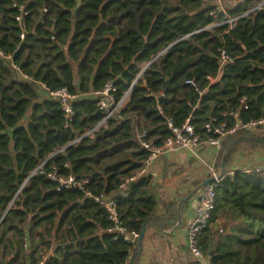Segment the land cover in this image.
<instances>
[{
  "label": "trees",
  "instance_id": "16d2710c",
  "mask_svg": "<svg viewBox=\"0 0 264 264\" xmlns=\"http://www.w3.org/2000/svg\"><path fill=\"white\" fill-rule=\"evenodd\" d=\"M262 1L222 0L223 10L208 0H0V49L10 56L0 57V260L127 264L131 254L134 264L141 244L109 231L114 222L87 193L113 196L119 223L140 233L164 219L149 172L129 180L149 155L141 140L160 145L168 118H189L202 140L215 136L204 128L214 117L227 126L234 111L243 123L264 119ZM228 16L233 25H212ZM108 82L115 99L128 97L84 135L102 119L94 92ZM42 84L75 96L67 125ZM246 137L264 148V136L242 128L217 152L223 173L198 234L213 264H264V172L229 173L235 141ZM40 163L85 182L57 189ZM20 251L27 261L15 262Z\"/></svg>",
  "mask_w": 264,
  "mask_h": 264
},
{
  "label": "crops",
  "instance_id": "0c3cea01",
  "mask_svg": "<svg viewBox=\"0 0 264 264\" xmlns=\"http://www.w3.org/2000/svg\"><path fill=\"white\" fill-rule=\"evenodd\" d=\"M214 3L224 10L222 0ZM250 131L259 137L264 136L263 130L250 128ZM248 139L250 138L246 137L235 141L236 148L232 154L230 171L249 169L264 163V148L253 146ZM220 148L201 143L193 148H178L154 160L148 172L160 201L157 212L159 215L163 214L164 219L155 221L145 229L141 249L134 264H202L190 253L187 233L189 222L198 204L200 190L182 204H179V201L205 179L210 178L213 172H220V168L218 170L215 168ZM171 203H175L174 209ZM24 246L26 250L24 254H27L29 240H26ZM13 256L14 253L7 255L5 260H10ZM23 260L27 261L28 258L20 251L15 262ZM130 261L131 254L127 264ZM209 261L207 256L204 263Z\"/></svg>",
  "mask_w": 264,
  "mask_h": 264
},
{
  "label": "built area",
  "instance_id": "2783aa9c",
  "mask_svg": "<svg viewBox=\"0 0 264 264\" xmlns=\"http://www.w3.org/2000/svg\"><path fill=\"white\" fill-rule=\"evenodd\" d=\"M23 13L25 14L26 12L23 11ZM20 18L21 17L19 16L17 17V19ZM236 19L237 16H233V17L228 16L224 21L215 22L212 25H218L221 23H228L230 25H233ZM21 36L23 37V34H21ZM0 57L9 59L10 56L5 55L3 51H1L0 49ZM221 58L222 60L228 58L223 51L221 54ZM9 62L14 69H18L17 66L11 60H9ZM146 67L147 64H143L140 66V70H139V74L137 75V78L143 73ZM189 82L193 84L192 81ZM42 88L45 90L46 94L52 95L54 97H58L60 99L61 108L65 112V117H66V121L64 124L67 125V121L71 119V116L74 113L71 101L73 98H75V96L70 95L65 88L50 90L46 88L44 84H42ZM113 91H115L113 83L108 82L101 91L94 92L95 97L98 98L97 106L99 110L102 111V119L95 127L87 131L84 135H92V131L94 129H96L100 125H103L107 119L114 117L120 111L121 106L128 97V92H126L121 98L115 99L113 97ZM243 105L244 107H246L245 104ZM157 109L160 113H162L161 105H157ZM229 115H231L234 118V123L230 126H227L226 121L214 123L216 121L215 117L212 118L211 121L205 123L204 128L206 132L215 134V136H208L204 140H202L200 135L196 133L193 125L189 121V118L186 119V121L181 126H175L173 124V120L171 118H168L166 124L167 127L170 129L171 134L168 137H166L160 145H155L152 140L140 141V146L144 149H147L149 155L144 160V163L142 167L138 170L137 174L131 177L129 180H133L137 175H142L148 172L154 160L167 152L174 151L178 148L197 147L201 143H206L209 146L219 148L221 147L222 141L224 139H226L229 135L235 133L239 129L242 128L250 129V128H254L255 125L258 123H264V119H261L259 121H251L248 123H243L240 120L237 111L230 112ZM82 136H80L79 138H81ZM41 164L42 163H40V165L37 168L40 173L43 172L41 170ZM65 166L67 167V165ZM250 170H254L256 172H264V163L260 166H254L249 169H244V171H250ZM43 173H45L48 178L55 180L57 182V189L81 187L82 184L85 182V181L83 182L78 181L75 176L70 174L67 176H61L57 173L56 168H54L52 171L43 172ZM229 173L232 175L233 171H229ZM210 177L213 179L208 183H206L199 191L198 204L194 216L189 222L188 232H187L190 253L194 256V258L198 262L202 264H213L211 261L204 263V260L206 259L207 255L204 254L203 250L198 245V234L207 225L208 220L211 216V212L215 207V197H216L215 186L217 185L218 181L221 178L219 177L218 172H213ZM122 189H124L123 185H122ZM87 195L107 210L109 214V218L114 222V226L110 227L108 229L109 231L117 232L119 235L123 237L124 240H126L131 244H135L137 242L139 233L134 230H128L119 223L118 213L116 209V201L113 196H107L106 194L103 193H100L98 195H92L90 193H87ZM0 264H11V263L1 262ZM23 264H31V263L24 262ZM38 264H45L44 259L39 261Z\"/></svg>",
  "mask_w": 264,
  "mask_h": 264
},
{
  "label": "water",
  "instance_id": "95a60500",
  "mask_svg": "<svg viewBox=\"0 0 264 264\" xmlns=\"http://www.w3.org/2000/svg\"><path fill=\"white\" fill-rule=\"evenodd\" d=\"M240 2H241V0L238 1V3H240ZM261 4H264V1H262ZM263 8H264V6H263ZM254 128L255 129H258V130H263L264 131V123H258V124L255 125ZM222 173H223V166L221 165L220 172H219V177L222 176ZM212 179L213 178H211V177L208 178V179H205L198 187H196L195 189H193L192 191H190L187 195H185L179 201V204H182L184 201H186L187 199H189L192 195H194L196 192H198L206 183H208ZM144 232H145V229H142V231L139 233V237H138L137 242H136L137 245H140L141 244V241H142Z\"/></svg>",
  "mask_w": 264,
  "mask_h": 264
},
{
  "label": "rangeland",
  "instance_id": "374dc122",
  "mask_svg": "<svg viewBox=\"0 0 264 264\" xmlns=\"http://www.w3.org/2000/svg\"><path fill=\"white\" fill-rule=\"evenodd\" d=\"M210 2H212L213 1V3L214 2H218V0H209ZM253 146H258V145H253Z\"/></svg>",
  "mask_w": 264,
  "mask_h": 264
}]
</instances>
